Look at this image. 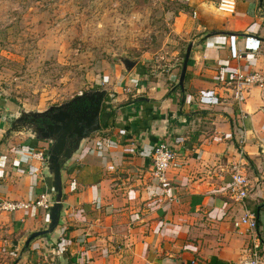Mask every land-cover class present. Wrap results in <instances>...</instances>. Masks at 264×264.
Listing matches in <instances>:
<instances>
[{
  "label": "crops",
  "instance_id": "0c3cea01",
  "mask_svg": "<svg viewBox=\"0 0 264 264\" xmlns=\"http://www.w3.org/2000/svg\"><path fill=\"white\" fill-rule=\"evenodd\" d=\"M184 2L194 11L188 21L178 18L193 33L184 89L177 67L155 82H138L132 73L113 84L101 131L62 170L59 226L26 250L32 233L48 229V212H0V264H240L251 238L233 227L244 209L227 193L240 149L264 258V89L253 87L237 104L231 85L237 70L264 74V0H237L232 16L215 0ZM125 85L139 94H125ZM4 132L0 196L26 203L53 197L46 162L35 157L47 143L24 133L6 139ZM162 141L182 163L166 187L151 175Z\"/></svg>",
  "mask_w": 264,
  "mask_h": 264
},
{
  "label": "rangeland",
  "instance_id": "374dc122",
  "mask_svg": "<svg viewBox=\"0 0 264 264\" xmlns=\"http://www.w3.org/2000/svg\"><path fill=\"white\" fill-rule=\"evenodd\" d=\"M193 12L184 0H0V132L21 110L182 69L193 33L178 18ZM123 55L138 61L129 74ZM135 86L122 90L139 94Z\"/></svg>",
  "mask_w": 264,
  "mask_h": 264
},
{
  "label": "water",
  "instance_id": "95a60500",
  "mask_svg": "<svg viewBox=\"0 0 264 264\" xmlns=\"http://www.w3.org/2000/svg\"><path fill=\"white\" fill-rule=\"evenodd\" d=\"M263 0H261V3ZM193 43L187 47L184 63L179 78V86L184 89L187 69L190 58L192 57ZM117 61L123 66L125 72L129 74L138 65V61L128 56H118ZM106 90H92L84 94H80L72 100L61 105L52 106L45 111H24L15 116L16 122L7 129L5 138L8 139L17 133L27 134L28 137L36 142H48L50 144L47 149L46 167L45 170L50 177L51 193L54 197V204L50 208L49 226L48 229L32 233L25 242L24 249H28L30 244L37 238L54 233L60 223V215L63 211V180L62 170L76 154L84 147L86 141L95 133L101 131L103 127V115L101 109L106 97ZM86 101L91 106L90 109L82 114L73 115L68 111V107L74 103ZM95 101V106L93 103ZM47 116L50 124L45 127L33 125L27 127L26 124L19 125L26 117H41L48 113H53ZM19 126H18V125Z\"/></svg>",
  "mask_w": 264,
  "mask_h": 264
},
{
  "label": "built area",
  "instance_id": "2783aa9c",
  "mask_svg": "<svg viewBox=\"0 0 264 264\" xmlns=\"http://www.w3.org/2000/svg\"><path fill=\"white\" fill-rule=\"evenodd\" d=\"M217 10L225 15L232 16L236 13L237 0H215ZM251 50H256L250 46ZM238 58H242L241 54ZM234 88V99L237 104L245 102L247 95L253 87L264 89V74L259 72L245 73L237 70L231 83ZM242 120V119H241ZM241 122V121H240ZM243 124V123H241ZM246 142V131L244 129L239 144ZM152 153L151 175L163 186H170L172 183V174L177 173L182 163L178 151L170 146L166 141H162L154 146ZM241 160L232 164V180L227 187V193L230 198L244 209V215L234 222L236 232L242 236L251 238V245L248 256L240 264H264V258L261 255L263 240L258 230V220L253 212L247 209V199L252 191V185L246 172L247 163L244 161V152L239 150ZM47 152L41 151L35 154V157L42 162H46ZM54 197L44 193L38 196L30 203L22 201H11L0 196V212L14 214L21 210L38 208L49 212L54 204Z\"/></svg>",
  "mask_w": 264,
  "mask_h": 264
},
{
  "label": "flooded vegetation",
  "instance_id": "af4514ba",
  "mask_svg": "<svg viewBox=\"0 0 264 264\" xmlns=\"http://www.w3.org/2000/svg\"><path fill=\"white\" fill-rule=\"evenodd\" d=\"M104 102H105V99H104ZM104 102H103L102 109H101V116H102L103 111H104V107H103ZM90 106H91V104H89L88 102L81 101V102L74 103L73 105L68 107V111L73 115L82 114L84 111L90 109L89 108ZM93 106H95V101L93 103ZM55 112H57V111H54L53 113H48L46 116H41V117H37V118H33L31 116L26 117L24 120H22L20 122L19 125L22 127V125L26 124L27 127H29V128L32 127L33 125L38 126V127H45L48 124H50V120L47 118V116H51ZM6 122L8 124V127H7V129H8L9 127H11L16 122V119L15 118L9 119ZM7 129H6V131H7ZM45 143L48 144V147L50 146V144L48 142H45Z\"/></svg>",
  "mask_w": 264,
  "mask_h": 264
},
{
  "label": "trees",
  "instance_id": "16d2710c",
  "mask_svg": "<svg viewBox=\"0 0 264 264\" xmlns=\"http://www.w3.org/2000/svg\"><path fill=\"white\" fill-rule=\"evenodd\" d=\"M178 88H180V86L178 85Z\"/></svg>",
  "mask_w": 264,
  "mask_h": 264
}]
</instances>
